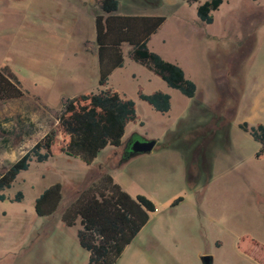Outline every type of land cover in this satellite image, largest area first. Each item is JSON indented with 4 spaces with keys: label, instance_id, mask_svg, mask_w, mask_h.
Instances as JSON below:
<instances>
[{
    "label": "rangeland",
    "instance_id": "374dc122",
    "mask_svg": "<svg viewBox=\"0 0 264 264\" xmlns=\"http://www.w3.org/2000/svg\"><path fill=\"white\" fill-rule=\"evenodd\" d=\"M46 1H0V69L24 92L0 101V175L56 123L66 98L111 88L134 102L136 120L118 147L107 145L90 164L64 154L32 160L0 191V264H86L80 224L66 226L62 210L123 154H134L132 142L150 139V152L111 174L124 191L155 204L130 252L124 248L114 264H264L258 248L239 242L247 236L264 244V157H255L260 144L238 126L236 110L247 80H264V0H222L208 24L198 19L197 3L118 0L121 11L165 16L148 47L195 83L191 98L132 60L126 43L122 66L100 86L91 18L99 0L71 2L68 10L52 0L51 21L40 7ZM139 90L168 93L169 110H155ZM55 182L63 198L51 216H38L35 199ZM18 191L22 199L10 201Z\"/></svg>",
    "mask_w": 264,
    "mask_h": 264
},
{
    "label": "trees",
    "instance_id": "16d2710c",
    "mask_svg": "<svg viewBox=\"0 0 264 264\" xmlns=\"http://www.w3.org/2000/svg\"><path fill=\"white\" fill-rule=\"evenodd\" d=\"M182 1L192 3L198 0ZM221 3L222 0H204L197 4L198 19L211 23L212 12ZM118 8V0H99L100 12L94 15L98 84L104 86L110 73L122 66V46L126 43L132 60L159 76L168 87L179 90L186 97H193L197 87L185 77L183 69L148 47L150 37L164 23L165 16L120 14ZM23 95L16 77L6 67L0 69V101ZM138 96L159 112H167L170 108V95L166 92L156 90L146 94L139 90ZM56 119V123L0 175V191L9 188L17 174L27 170L32 160L41 163L64 154L90 164L107 145L118 147L127 123L136 120L135 104L111 88L96 93L82 92L64 100ZM238 126L259 142L255 157L263 158L264 124L249 125L243 121ZM129 157L130 154H123L120 162ZM62 198L61 183H53L35 199V213L41 217L51 216ZM4 199L6 196L0 194V200ZM21 199L22 192L18 191L10 201L19 202ZM182 199L178 196L171 205ZM154 211L155 204L149 197L130 195L113 181L109 173H104L64 207L60 219L66 226L79 222L76 234L80 247L88 252L86 264H114ZM240 241L248 245L247 250L256 247L264 254V244L255 239L241 236Z\"/></svg>",
    "mask_w": 264,
    "mask_h": 264
},
{
    "label": "crops",
    "instance_id": "0c3cea01",
    "mask_svg": "<svg viewBox=\"0 0 264 264\" xmlns=\"http://www.w3.org/2000/svg\"><path fill=\"white\" fill-rule=\"evenodd\" d=\"M1 1V0H0ZM14 1V0H11ZM50 1V2H49ZM182 1V0H180ZM204 1V0H202ZM200 0L192 3H197L199 4L202 2ZM54 2H57V8H66L68 10V6L71 7V2H76L77 4L79 3H87L88 0H55ZM52 0H47L46 3L42 4L40 6L41 8L44 9L45 14L47 15V19L51 21L53 18L52 16V11L50 9V6L52 5ZM185 2V1H183ZM14 3V2H13ZM50 3V4H49ZM186 4H190L188 2H185ZM191 3V4H192ZM49 6V8H48ZM81 7L74 8L75 13L78 14V11L81 13ZM83 12V10H82ZM118 13L120 14H135L131 13L129 11H121L120 10V2H119V8H118ZM142 14H155V13H142ZM94 21V16H92ZM76 21H73L72 23H75ZM97 54V53H96ZM237 113L241 115V121H246L249 125H255L257 123H263L264 124V80H252L250 82L247 80V82L243 85L242 90H241V95L239 96V100L237 102ZM155 147V146H154ZM153 147V148H154ZM138 155L136 153L130 155V157L123 162H120V160L117 161L116 164L110 165L107 169V173L112 177L113 181H115V178L111 175L112 171L115 170V168L120 167L124 163L130 161V159L133 158V156ZM93 162V161H92ZM102 167V166H100ZM116 183V181H115ZM134 244V242L129 243L124 251L123 254L126 253L129 248ZM130 252V250H129Z\"/></svg>",
    "mask_w": 264,
    "mask_h": 264
},
{
    "label": "water",
    "instance_id": "95a60500",
    "mask_svg": "<svg viewBox=\"0 0 264 264\" xmlns=\"http://www.w3.org/2000/svg\"><path fill=\"white\" fill-rule=\"evenodd\" d=\"M156 142L153 139L135 141L132 143L130 149L133 153H146L150 152L155 146Z\"/></svg>",
    "mask_w": 264,
    "mask_h": 264
},
{
    "label": "flooded vegetation",
    "instance_id": "af4514ba",
    "mask_svg": "<svg viewBox=\"0 0 264 264\" xmlns=\"http://www.w3.org/2000/svg\"><path fill=\"white\" fill-rule=\"evenodd\" d=\"M135 142V141H134ZM133 143V142H132ZM132 143H131V145H132ZM131 145H130V147H131ZM131 150V149H130Z\"/></svg>",
    "mask_w": 264,
    "mask_h": 264
}]
</instances>
